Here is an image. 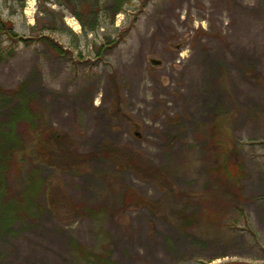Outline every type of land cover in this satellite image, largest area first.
I'll return each instance as SVG.
<instances>
[{
  "label": "rangeland",
  "instance_id": "374dc122",
  "mask_svg": "<svg viewBox=\"0 0 264 264\" xmlns=\"http://www.w3.org/2000/svg\"><path fill=\"white\" fill-rule=\"evenodd\" d=\"M65 2L0 0L1 19L30 40L2 37L1 86L30 79L45 120L78 152L125 146L173 191L103 157L79 174L43 170L75 203L108 212L42 205L0 235V264H76L71 240L109 249L111 264H264V0H128L113 22L112 0H100L102 23L87 34ZM217 140L243 163L237 197L212 172ZM126 188L156 208L124 206Z\"/></svg>",
  "mask_w": 264,
  "mask_h": 264
},
{
  "label": "trees",
  "instance_id": "16d2710c",
  "mask_svg": "<svg viewBox=\"0 0 264 264\" xmlns=\"http://www.w3.org/2000/svg\"><path fill=\"white\" fill-rule=\"evenodd\" d=\"M65 3L75 6L71 11L80 22L84 34L92 33L100 27L103 12L100 0H66ZM86 3L91 8L85 9ZM126 3L128 0H112L108 7L112 11L110 22H113V16L122 11ZM3 36L14 42L30 41L15 32L11 21H4L0 17V62L8 51L2 46ZM37 39L45 42L49 49H60L48 36L40 35ZM30 81L22 80L11 88H4L0 84V235L14 233L17 224L30 225L36 215L43 211L42 205L54 213L66 210L81 216L92 212L98 216V212H108L105 206H100V211H97L85 203H75L56 178L41 175L43 170L79 174L86 171V165L91 159L103 157L112 162L116 171H133L140 178L151 179L164 190L173 191L172 181L166 173L148 164L125 146L103 142L94 153L78 152L69 135L45 120L38 105L37 94L30 89ZM213 145V155L219 163L216 168H212V172L219 180L230 185L229 192L237 197L235 190L243 176V163L238 149H226L218 140ZM122 202L124 206L133 203L149 209L157 206L154 201L138 196L130 188L125 189ZM185 217L186 223H193L192 215ZM70 253L76 264H111L109 249L104 247L99 253L90 252L86 251L85 246L71 240Z\"/></svg>",
  "mask_w": 264,
  "mask_h": 264
},
{
  "label": "water",
  "instance_id": "95a60500",
  "mask_svg": "<svg viewBox=\"0 0 264 264\" xmlns=\"http://www.w3.org/2000/svg\"><path fill=\"white\" fill-rule=\"evenodd\" d=\"M150 61H151L152 64H159L160 63L159 60H155V59H151Z\"/></svg>",
  "mask_w": 264,
  "mask_h": 264
},
{
  "label": "flooded vegetation",
  "instance_id": "af4514ba",
  "mask_svg": "<svg viewBox=\"0 0 264 264\" xmlns=\"http://www.w3.org/2000/svg\"><path fill=\"white\" fill-rule=\"evenodd\" d=\"M80 23V22H79ZM81 25V24H80ZM71 27V26H70Z\"/></svg>",
  "mask_w": 264,
  "mask_h": 264
}]
</instances>
